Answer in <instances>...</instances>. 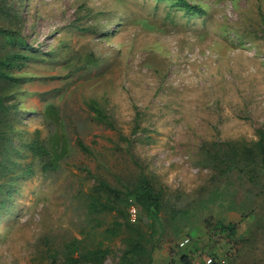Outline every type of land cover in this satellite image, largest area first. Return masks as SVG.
<instances>
[{
    "label": "rangeland",
    "instance_id": "374dc122",
    "mask_svg": "<svg viewBox=\"0 0 264 264\" xmlns=\"http://www.w3.org/2000/svg\"><path fill=\"white\" fill-rule=\"evenodd\" d=\"M186 1L206 15L168 0H8L12 17L0 27L38 56L10 92L18 113L0 155V264H69L63 251L84 238L96 180L125 190L141 173L164 190L165 219L186 210L153 264L185 253L264 264V195L233 206L239 184L214 182L203 155L264 131V0ZM9 50L0 36V57ZM93 102L112 127L95 120ZM36 138L48 158L23 148ZM229 224L231 237L215 228ZM111 246L104 264L122 255L119 240Z\"/></svg>",
    "mask_w": 264,
    "mask_h": 264
},
{
    "label": "trees",
    "instance_id": "16d2710c",
    "mask_svg": "<svg viewBox=\"0 0 264 264\" xmlns=\"http://www.w3.org/2000/svg\"><path fill=\"white\" fill-rule=\"evenodd\" d=\"M168 1H173V7L183 10L188 16L206 15V10L201 5H191L186 0ZM9 10L8 0H0V18L9 20L12 17ZM0 36L10 48L6 56L0 57L1 155L8 151L5 144L11 140L14 132L13 122L17 120V105L13 103L14 99L10 92L12 88L21 85L22 80L24 81V78L16 77V71H21L27 64L36 60L38 54L34 51L31 55V48L23 43L16 29L0 27ZM91 110L97 122L113 126L108 115L96 102L91 104ZM257 134L258 139L253 142L228 141L214 144L213 148H203L204 162L214 172V182H225L228 189L236 183L239 184L236 192L231 191L233 206L239 197L249 202L252 196L264 195V131L258 130ZM78 146L83 152L91 154L90 149L82 142H79ZM23 148L33 157L45 159L50 156V152L39 138L27 143ZM3 194L4 188L0 186V198ZM130 200L134 201L139 212L138 222L135 224H132L128 217ZM5 205L6 202H0V212ZM243 208L247 209L246 205H243ZM167 209L169 206L164 190H158L153 179L146 174L141 173L131 187H126L125 190H119L97 179L96 185L87 196L89 225L83 231L82 240L76 239L66 245L63 251L66 260L69 264H104L113 254L111 245L119 240L124 248L117 264H153V254L159 248V244L169 236V229L171 232L178 231L177 227L186 216L185 209H178L174 213L171 210L167 221L165 219ZM250 210L252 213L255 212L253 207ZM107 216L113 217L111 223H106ZM210 226L213 224L208 223L207 227ZM217 227L219 226L216 225V230L226 233L229 237L237 232V228L231 224ZM195 255L190 253L181 255L178 264H191L190 259ZM211 255L216 256L215 253ZM53 262L56 264L57 259Z\"/></svg>",
    "mask_w": 264,
    "mask_h": 264
},
{
    "label": "built area",
    "instance_id": "2783aa9c",
    "mask_svg": "<svg viewBox=\"0 0 264 264\" xmlns=\"http://www.w3.org/2000/svg\"><path fill=\"white\" fill-rule=\"evenodd\" d=\"M129 208H128V217L129 221L132 224L137 223L139 212L136 204L133 200L129 201ZM191 244V239L189 237L184 238L178 245L179 249H186ZM191 258V257H190ZM191 264H226L227 259L226 257H217L212 255H203L202 253L192 256Z\"/></svg>",
    "mask_w": 264,
    "mask_h": 264
}]
</instances>
